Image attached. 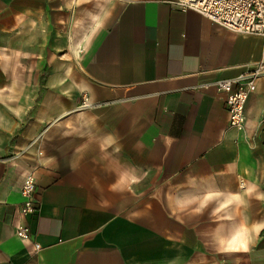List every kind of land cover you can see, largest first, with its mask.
Masks as SVG:
<instances>
[{
    "label": "crops",
    "instance_id": "1",
    "mask_svg": "<svg viewBox=\"0 0 264 264\" xmlns=\"http://www.w3.org/2000/svg\"><path fill=\"white\" fill-rule=\"evenodd\" d=\"M176 2L0 0V264H264L263 39Z\"/></svg>",
    "mask_w": 264,
    "mask_h": 264
},
{
    "label": "built area",
    "instance_id": "2",
    "mask_svg": "<svg viewBox=\"0 0 264 264\" xmlns=\"http://www.w3.org/2000/svg\"><path fill=\"white\" fill-rule=\"evenodd\" d=\"M176 6L183 12L195 11L212 23L227 30L246 35H257L264 42V0H177ZM264 76L263 57L257 67L245 71L236 78L222 79L216 82L218 91L223 95L228 108L229 125L238 131L246 128V109L249 97L257 89L258 80ZM37 178L29 173L21 187L23 202L17 212L15 227L16 237L24 242H31V229L28 218L40 208L36 199ZM41 245L34 244L36 252Z\"/></svg>",
    "mask_w": 264,
    "mask_h": 264
}]
</instances>
